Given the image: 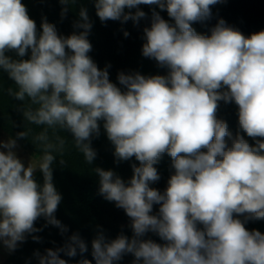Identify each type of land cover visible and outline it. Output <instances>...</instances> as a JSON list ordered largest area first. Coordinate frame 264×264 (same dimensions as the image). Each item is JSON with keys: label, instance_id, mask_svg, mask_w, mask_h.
<instances>
[{"label": "clouds", "instance_id": "clouds-1", "mask_svg": "<svg viewBox=\"0 0 264 264\" xmlns=\"http://www.w3.org/2000/svg\"><path fill=\"white\" fill-rule=\"evenodd\" d=\"M218 2L94 0L102 23L138 24L146 18L140 5H156L172 21L153 9L150 26L143 28L142 55L168 74L121 72L117 86L108 66L101 70L88 55L93 25L85 8L73 24L81 31L63 36L46 19L38 33L21 0H0V69L18 86L9 94L21 101L28 97L36 106L24 111L25 118L70 131L89 164L97 155L91 140L103 121L116 161H139L127 183L112 170L94 169L100 194L125 211L132 231L131 237L122 232L115 239L98 231L91 241L95 264H116L126 254L134 257L132 264H264V234L245 227L249 220H264V31L246 37L219 19L210 35L198 33L192 25L211 19ZM67 11L62 8V18ZM10 50L21 58L30 51V58L14 60L6 55ZM220 101L238 106L239 126L254 143L233 136L217 119ZM35 139L43 143L44 155L27 167L13 151L16 140L0 141L7 150H0V243L9 252L42 230L34 226L41 217L61 235L68 232L55 216L62 197L51 168L64 140L48 142L47 130ZM164 153L175 171L161 192L150 185L160 179L154 165ZM37 168L42 185L34 179ZM149 232L164 243L144 239ZM87 251L85 240L73 233L62 247L34 255L38 264H68L61 253L75 257Z\"/></svg>", "mask_w": 264, "mask_h": 264}, {"label": "trees", "instance_id": "trees-1", "mask_svg": "<svg viewBox=\"0 0 264 264\" xmlns=\"http://www.w3.org/2000/svg\"><path fill=\"white\" fill-rule=\"evenodd\" d=\"M26 6L29 17L34 20L38 33L42 31L41 24L44 19L48 23L55 25L57 33L69 36L74 31L73 24L79 19L81 8L87 10L92 22V28L88 35V40L92 45V50L88 55L101 70L106 66L109 79L112 83L119 85L118 74L140 73L144 76L167 75L168 69L162 68L154 59L146 58L142 55L143 28L150 26L152 11L155 9L162 18L168 20L166 11H161L156 5H140V10L146 13V18L134 24L132 20L126 22L108 20L101 22L96 15L94 0H69L67 5H62L60 0H21ZM67 7L68 11L62 18V8ZM136 9L131 11L135 12ZM211 19L192 25L195 30L204 35L211 34L219 19H223L226 24L239 30L246 37L253 33L264 31V0H220L211 6ZM127 31L129 35L124 36ZM6 55L14 60L28 59L29 53L21 58L14 50L6 52ZM9 89L18 91L16 83L10 79L8 73L0 69V130L24 145L31 152L43 157V143L35 138L47 130L48 142L58 144L57 138L64 140L62 152H53L54 161L51 165L53 174V184L62 199L58 205L55 216L68 228L64 235L60 230L52 225H46L43 217L35 222V227L42 229L37 233L26 235L24 242L2 262V264H38V259L34 253L39 251L44 254L46 249L62 247L70 235L79 233L88 245V251L83 255L79 253L75 257H68L61 253V258L68 264H80L83 259H88L95 264L91 255V241L96 237L98 231L103 230L108 239H115L122 232L128 237L132 236L129 227L130 219L125 211L117 208L115 202L106 200L99 192V177L94 171L96 168L112 170L126 183L133 175L132 165L139 166V161L135 157L127 161H116L114 156V145L108 140L103 128V121H100V134L93 136L91 147L97 153L91 164L87 163L84 156L75 147V138L67 129L56 127L47 128L46 125L31 124L24 116V111L31 105L28 97L23 101L16 99L9 94ZM216 117L227 123L228 130L235 136L237 133L244 135L249 143L254 141L247 137L239 126L238 106L234 102H219ZM27 132L28 136L19 138L18 133ZM61 160L64 163H61ZM160 175V179L151 184L150 187L163 192L168 184V180L174 169L172 168V158L167 154H162L159 162L154 165ZM34 179L39 184H43V174L39 170L34 174ZM159 210V205L153 206V214ZM243 219V216L238 217ZM245 227L249 230H258L264 234V220H249ZM39 236V241H34L32 236ZM144 239H152L157 243H164L159 236L154 233H147ZM134 257L126 254L116 264H132Z\"/></svg>", "mask_w": 264, "mask_h": 264}, {"label": "rangeland", "instance_id": "rangeland-1", "mask_svg": "<svg viewBox=\"0 0 264 264\" xmlns=\"http://www.w3.org/2000/svg\"><path fill=\"white\" fill-rule=\"evenodd\" d=\"M9 139H14V138L10 137L4 131L0 130V141L7 142ZM0 150L7 151L6 149H0ZM13 151L15 152L17 157L22 161V163L24 164L25 167L29 166L32 162L38 164L41 161V159H42V156L31 152L29 149H27L24 145H22L18 141H16V147L13 149ZM39 170L40 169L37 168L36 171L34 172V174L36 172H38ZM20 243L21 242H19L18 245ZM13 251L9 252V250L7 248H5L2 243H0V264L5 259H7V257Z\"/></svg>", "mask_w": 264, "mask_h": 264}, {"label": "crops", "instance_id": "crops-1", "mask_svg": "<svg viewBox=\"0 0 264 264\" xmlns=\"http://www.w3.org/2000/svg\"><path fill=\"white\" fill-rule=\"evenodd\" d=\"M5 260H6V259H5ZM5 260H4V261H5ZM4 261H3V262H4ZM1 264H2V263H1Z\"/></svg>", "mask_w": 264, "mask_h": 264}]
</instances>
